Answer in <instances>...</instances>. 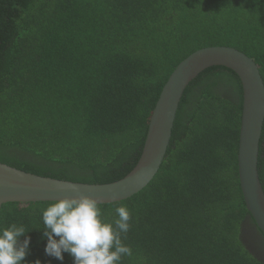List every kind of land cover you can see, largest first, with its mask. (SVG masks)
I'll return each mask as SVG.
<instances>
[{
	"label": "trees",
	"instance_id": "obj_1",
	"mask_svg": "<svg viewBox=\"0 0 264 264\" xmlns=\"http://www.w3.org/2000/svg\"><path fill=\"white\" fill-rule=\"evenodd\" d=\"M209 46L241 50L264 78V0H0V162L81 183L124 178L170 75ZM242 110L232 70L190 84L155 179L100 205L106 222L131 212L120 264H264L242 239L256 227L238 173ZM259 174L264 188V129ZM47 205L6 204L1 228L28 232L22 264H74L45 253Z\"/></svg>",
	"mask_w": 264,
	"mask_h": 264
},
{
	"label": "water",
	"instance_id": "obj_2",
	"mask_svg": "<svg viewBox=\"0 0 264 264\" xmlns=\"http://www.w3.org/2000/svg\"><path fill=\"white\" fill-rule=\"evenodd\" d=\"M216 66L232 70L243 88L238 173L246 208L264 235V188L259 174L264 129V78L254 59L229 46L199 49L179 63L152 112L139 160L124 178L104 184L81 183L33 174L0 162V228L2 208L9 203H50L65 197L88 195L103 205L119 203L141 193L164 163L187 88L204 71Z\"/></svg>",
	"mask_w": 264,
	"mask_h": 264
},
{
	"label": "clouds",
	"instance_id": "obj_3",
	"mask_svg": "<svg viewBox=\"0 0 264 264\" xmlns=\"http://www.w3.org/2000/svg\"><path fill=\"white\" fill-rule=\"evenodd\" d=\"M116 214L114 222L104 221L99 201L88 195L51 201L42 210L45 253L60 261L68 253L74 264H120L122 257L132 255L122 241L131 227V212L119 206ZM27 233L16 223L0 228V264H22L30 250ZM21 237H25L22 242Z\"/></svg>",
	"mask_w": 264,
	"mask_h": 264
},
{
	"label": "flooded vegetation",
	"instance_id": "obj_4",
	"mask_svg": "<svg viewBox=\"0 0 264 264\" xmlns=\"http://www.w3.org/2000/svg\"><path fill=\"white\" fill-rule=\"evenodd\" d=\"M242 239L250 252L264 262V237L257 227L247 223L243 228Z\"/></svg>",
	"mask_w": 264,
	"mask_h": 264
}]
</instances>
